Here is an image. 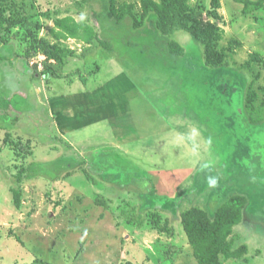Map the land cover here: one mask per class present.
<instances>
[{
	"label": "rangeland",
	"instance_id": "obj_1",
	"mask_svg": "<svg viewBox=\"0 0 264 264\" xmlns=\"http://www.w3.org/2000/svg\"><path fill=\"white\" fill-rule=\"evenodd\" d=\"M82 2L0 0V17L16 19L0 30V264H197L179 214L190 207L209 212L214 196L239 194L247 202L234 247L247 251L225 264H264V5L243 15L236 0H220L217 45L230 49L228 64L211 70L186 32L162 36L152 17L141 28L130 20L117 26L105 20L103 0ZM125 3L136 5L140 20L139 0H118ZM211 3L190 2L200 27L213 22ZM67 16L88 20L98 39L64 42L73 55L61 67L47 59L45 44L54 43V20ZM169 41L183 48L182 57L169 52ZM254 53L263 63L245 68ZM50 67L57 77L47 76ZM79 91L112 97L116 109L103 113L118 111L115 132L110 118L89 119L98 100L85 106L87 121L74 114L77 130L65 137L53 130L50 102ZM251 91L257 98L248 109ZM20 168L35 178L19 184L17 210L10 189L18 187ZM152 189L153 199L180 203L145 199ZM153 213L171 233L154 227Z\"/></svg>",
	"mask_w": 264,
	"mask_h": 264
},
{
	"label": "trees",
	"instance_id": "obj_2",
	"mask_svg": "<svg viewBox=\"0 0 264 264\" xmlns=\"http://www.w3.org/2000/svg\"><path fill=\"white\" fill-rule=\"evenodd\" d=\"M82 1V3H86V0ZM190 2L191 0H139L140 20L133 13L135 4L125 3L118 5V0H103L104 9L102 12L106 16L105 20L107 22H113L117 26L125 24L127 20H130L132 27L141 28L143 22L152 17L157 32L162 36H170L178 31H184L202 46L203 63L206 67L211 70L225 67L228 64L227 52L230 48L227 47L219 50L217 45L223 33L219 25L223 21L222 16L218 13V10L221 8L220 0H212V11L209 13V17L213 19V22L202 27L196 22L195 12ZM236 2L243 5V15L254 12L264 5V0H236ZM2 16L0 17L1 31L4 23H10L9 26H13L16 23L15 18L5 19L4 15ZM92 16H96V13L93 12ZM53 24V27L49 29V34L54 43L50 45L45 44V52L48 60L56 61L61 67L70 61V57L73 55L72 51L64 46V42L75 40L85 45H90L98 39L96 27L91 25L88 20L76 21L73 17L67 16L55 19ZM125 25L127 26V24ZM168 48L170 53L178 57H182L184 54L183 48L173 41L168 42ZM107 49L108 51L111 50L110 47H107ZM3 53H0V59L3 58ZM9 60L15 65L18 59ZM253 63H263V59L254 53L245 63V68L250 69ZM26 64L29 66L28 62ZM57 73L54 67L53 69L50 67L47 70L48 77L50 75L57 77ZM223 76L225 77L224 80H226L229 75L227 72H223L219 75L220 79ZM231 80L232 82H236L239 88H241V83L236 78H232ZM229 84L230 82L222 84L220 87L222 93L225 91L224 88L229 86ZM261 90L264 94V87ZM239 92H241V89H239ZM256 98L257 96L254 91L248 93V109H252ZM27 170L30 169H18L14 175V180L18 187L10 189L12 203L17 210L21 209L22 202L19 184L24 180L35 178V175L27 173ZM154 194L155 191L152 189L145 196V199H151ZM153 200L159 205H168L171 201L173 206H178V203H180V198ZM214 200L217 202L218 199L214 198ZM245 204L246 199L244 197L231 195L221 206L217 208L213 206L209 212L197 207H190L179 214L180 223L197 264H225L227 261L242 259L246 254L247 247H234L235 242L238 240V235H236L234 228L241 223ZM152 216L155 228L159 231L171 233V229L166 224L163 227H158L157 213H153Z\"/></svg>",
	"mask_w": 264,
	"mask_h": 264
},
{
	"label": "crops",
	"instance_id": "obj_3",
	"mask_svg": "<svg viewBox=\"0 0 264 264\" xmlns=\"http://www.w3.org/2000/svg\"><path fill=\"white\" fill-rule=\"evenodd\" d=\"M12 59H14V58H12ZM120 76L122 77L123 75H120ZM126 79L129 80L128 78H126ZM130 85L132 86V88H129L128 89L129 90V93L131 92L132 89H134V85H132V84H130ZM132 92H133V90H132ZM89 93L90 92H82V91H79V92H77V95L74 96V98L73 97L68 98L67 96H65L63 98H60V100H57V98H54L53 101H52V103L50 102L51 108L53 109L52 111L53 112L55 111L53 114L56 115V117H57L56 120L54 121L55 124H56L55 125L56 127L54 126V129H53L54 131H56V132L59 131L60 135H62V136L65 137V136L69 135L70 133H72V132H70V133H67V132L77 130L72 125V124H74V123H72L73 122L72 120L75 117L74 114L78 113L79 116H80L81 113H82V115L84 114V120L83 121H87L88 119H87V116L86 115H88V114H86L85 109L86 108H89V106L93 105L96 100H98L97 105H100V106H98V108H96V109L93 110L95 113H93V112L90 113V115H89L90 118L89 119L94 120V118L95 119H99L100 118L101 120H105V118L106 119L107 118H110V119H108L109 120L108 123L111 126V130L113 132H115L113 130V128L115 127L116 129H118L119 126H117V124H116V121L117 122L119 121L118 120L119 117L117 116V112L118 111L117 110L112 111V113L114 112V114H111L112 117L110 115H109V117L104 116V113H103L104 112V108H107L108 109V106L112 110L113 109H116V105L114 106V104H113L114 102L113 101L111 102V100H110V99H112V97L109 99L106 96L105 97V100L102 99V97H100L101 99L99 98V99H95L94 100V98L96 97V95H93L95 97H92L91 95H89ZM127 94H128V92H127ZM61 100L64 101V102H61ZM74 105H77L78 108L77 109H74L73 108ZM85 106H87V107L85 108ZM81 110H83V111H81ZM68 112L71 114L70 115V118H71V123L70 124H67V115L69 114ZM120 113L123 114L122 110H120ZM34 122H32L33 124L31 125V127H34L35 132H38V130L40 131V128H41L40 125H37V123L36 122L34 123ZM84 123H86V122H84ZM122 129L125 131V134H127V136L128 137H131V138L133 137V135H135L134 133H136L135 130H133V129L132 130L131 129L129 130V128H128V131L126 129H124V127ZM57 135L59 137V134H57ZM115 142L117 144L120 143V141L118 139H116ZM131 178H132L131 180H133V178L135 179L134 176H132ZM127 179H129V178H127Z\"/></svg>",
	"mask_w": 264,
	"mask_h": 264
},
{
	"label": "flooded vegetation",
	"instance_id": "obj_4",
	"mask_svg": "<svg viewBox=\"0 0 264 264\" xmlns=\"http://www.w3.org/2000/svg\"><path fill=\"white\" fill-rule=\"evenodd\" d=\"M231 196V195H230ZM239 196H242V197H244L245 199H246V202H247V198H246V196L245 195H242V194H239ZM214 198H217L218 200H217V202L215 203V205L216 206H214V207H219V206H221L226 200H224V201H222V197H220L219 195L218 196H214L212 199L214 200ZM220 203H222V204H220ZM220 204V205H219ZM256 215V214H255ZM242 216H243V212H242ZM258 217V216H257ZM259 218V217H258Z\"/></svg>",
	"mask_w": 264,
	"mask_h": 264
},
{
	"label": "clouds",
	"instance_id": "obj_5",
	"mask_svg": "<svg viewBox=\"0 0 264 264\" xmlns=\"http://www.w3.org/2000/svg\"><path fill=\"white\" fill-rule=\"evenodd\" d=\"M209 183H210V185L214 186L216 184V181L215 180H210Z\"/></svg>",
	"mask_w": 264,
	"mask_h": 264
}]
</instances>
